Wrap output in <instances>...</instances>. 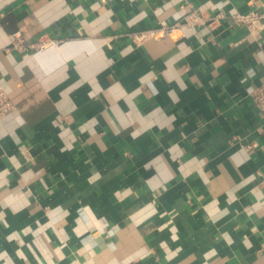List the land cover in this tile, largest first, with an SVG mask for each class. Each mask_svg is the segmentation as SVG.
<instances>
[{"label": "crops", "instance_id": "crops-1", "mask_svg": "<svg viewBox=\"0 0 264 264\" xmlns=\"http://www.w3.org/2000/svg\"><path fill=\"white\" fill-rule=\"evenodd\" d=\"M263 5L0 0V264H264V26L133 38Z\"/></svg>", "mask_w": 264, "mask_h": 264}, {"label": "built area", "instance_id": "built-area-1", "mask_svg": "<svg viewBox=\"0 0 264 264\" xmlns=\"http://www.w3.org/2000/svg\"><path fill=\"white\" fill-rule=\"evenodd\" d=\"M225 18H229L233 24L246 27L249 31L254 34L260 30L259 25L264 26V5L260 9H252L249 11H231L230 13L219 12L212 13L207 9L201 7H189L185 11L184 23L167 24L162 23L159 29L145 31L134 35L135 41L145 40L148 37H157L161 35H170L176 29L182 25L187 28H195L199 25H205L211 28H215ZM61 43V40L56 39L49 33H41L37 38L31 39L29 36L17 32L14 34L11 46L21 53H37L45 51L51 47H55ZM254 103L257 109L264 117V81L256 86L252 93ZM14 108L12 99L0 81V118L9 113Z\"/></svg>", "mask_w": 264, "mask_h": 264}]
</instances>
